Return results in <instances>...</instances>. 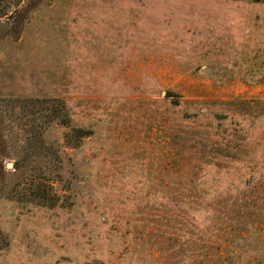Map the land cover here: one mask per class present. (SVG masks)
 <instances>
[{"label":"rangeland","instance_id":"rangeland-1","mask_svg":"<svg viewBox=\"0 0 264 264\" xmlns=\"http://www.w3.org/2000/svg\"><path fill=\"white\" fill-rule=\"evenodd\" d=\"M250 100L264 0H0V264H264V181L201 164Z\"/></svg>","mask_w":264,"mask_h":264},{"label":"trees","instance_id":"trees-1","mask_svg":"<svg viewBox=\"0 0 264 264\" xmlns=\"http://www.w3.org/2000/svg\"><path fill=\"white\" fill-rule=\"evenodd\" d=\"M168 97L179 96L168 93ZM209 104L225 105V108L221 112L212 113L208 129L214 140L209 144L208 160L203 157L205 160L201 163L202 168L211 166L215 171L228 176L233 172H230V169L235 167L233 181L240 190L261 184L264 181V102L250 100L237 104ZM197 115L199 116V113ZM67 116L68 114L63 123L69 127ZM84 137V132L74 129L65 135V141L67 146L75 148L79 145L76 146L73 139L80 141ZM257 143L261 146L257 147ZM240 150H245V154L238 155ZM23 165L21 161L16 167L21 168ZM220 177L218 176L219 179ZM230 210L235 213V206L231 205Z\"/></svg>","mask_w":264,"mask_h":264},{"label":"water","instance_id":"water-1","mask_svg":"<svg viewBox=\"0 0 264 264\" xmlns=\"http://www.w3.org/2000/svg\"><path fill=\"white\" fill-rule=\"evenodd\" d=\"M163 96H165V93L163 94Z\"/></svg>","mask_w":264,"mask_h":264}]
</instances>
